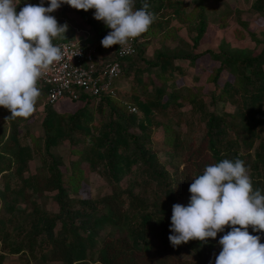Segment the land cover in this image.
<instances>
[{
    "label": "trees",
    "instance_id": "obj_1",
    "mask_svg": "<svg viewBox=\"0 0 264 264\" xmlns=\"http://www.w3.org/2000/svg\"><path fill=\"white\" fill-rule=\"evenodd\" d=\"M256 1L259 12L263 13L262 0ZM145 2L154 19L155 14L169 4L167 0H135L134 7L139 9ZM39 3L40 0L19 2L17 12L26 4ZM45 6H48V0H45ZM67 8L88 26L91 38L103 39L110 31L102 21L94 19V9L76 10L64 4L50 14L59 24L68 25L65 36L54 39L53 43L75 37L73 28L57 13ZM173 12L181 19L189 17L193 20L191 26L195 33L189 51L158 52L154 61H147L141 48V38L146 32L138 37L134 53L119 59L120 76L130 72L135 74L132 103L116 101V96H103L93 106V99L81 94L78 100H68L82 104L70 113L56 111L54 105L57 102L45 103L40 121L43 137H32L34 151L18 141V128L27 118L6 121L5 118L10 116L7 109L5 117L0 116V196L6 201L7 212L17 197L29 196L24 191L26 185L31 186L29 194L34 196L52 192L57 208L51 215L41 214L37 209L21 213L23 223L15 222L14 227L18 231L14 235L18 237L20 232H24V236L11 246V254L24 253L35 261L34 264H215V258L221 251L219 239L222 236L209 238L207 242L192 240L176 247L171 245L168 237L172 234L170 227L175 194L180 192L190 197L188 189L192 179L202 175L206 166L224 159H240L251 178L253 190L258 189L264 195V33L257 40L262 46L254 55L230 47L216 52L194 53L192 50L207 24L204 0L194 1V8L186 15L177 8ZM203 53L218 61L210 78L214 89L210 93V103L217 100L228 102L234 107L232 113L204 109L190 88H186V96L181 94L180 87L166 82V76L172 77L173 71L182 72L179 65H174L175 59H186L192 65ZM143 63L156 69L158 83L153 86L152 81L142 80V70L138 66ZM222 70L227 71L232 79L219 84L217 78ZM37 87L40 96L36 105L44 99L46 92V86L37 84ZM187 103L192 110H200L199 106L202 109L203 133L197 143L185 142L172 128V119L168 117L171 108L179 109ZM195 103L198 107L194 106ZM130 107L137 110L131 112ZM92 108L96 111L95 117ZM104 109L107 110L105 117ZM152 126H160L166 144L184 153L180 164H173L172 172L167 171L150 148L149 128ZM78 137L87 138V156L83 157L87 170L103 176L110 186L109 193L95 202L85 196H70L71 192L78 190L82 177L79 161L70 162V166L65 167L69 169L66 173L59 168L61 162L51 150L64 140L73 148ZM4 152L9 157H2ZM31 152L38 154L40 163L34 174L23 177ZM126 175H133V180L123 185L120 181ZM97 204L101 210L99 214L96 213ZM13 220L12 215H0V240L4 243L10 235L6 223ZM101 223L110 225L118 234L100 239L93 259L88 248L93 245V237ZM57 224L58 228L54 230ZM84 231L87 232L85 236L82 235ZM3 255L0 251V264Z\"/></svg>",
    "mask_w": 264,
    "mask_h": 264
},
{
    "label": "rangeland",
    "instance_id": "obj_2",
    "mask_svg": "<svg viewBox=\"0 0 264 264\" xmlns=\"http://www.w3.org/2000/svg\"><path fill=\"white\" fill-rule=\"evenodd\" d=\"M26 0H15L17 3H23ZM168 6H164L161 10L155 14V19L152 26L146 32V35L141 38V48L144 49V57L147 61H154L156 54L162 52L165 54H171L175 52L189 51V47L192 44V37L194 36V29L191 26L193 20L189 17L181 19L173 10L175 8L182 10L183 14L190 13L194 8V1L196 0H167ZM258 2L256 0H204V6L206 10L207 24L205 32L198 41L194 53L202 51H218L220 48L230 47L241 53L256 54L261 48V44L257 43V40L262 38L264 33V0H262V8L260 13L257 8ZM59 17H62L69 23V26L73 28L74 33L78 30L86 31L89 33L88 26L85 25L77 14L72 9H62L58 12ZM80 31V32H81ZM174 65H179L182 72L173 71L172 77L166 76V82L172 83L176 87H180L181 94H186V88H190V91L196 95L198 103H202L204 109L214 110L217 112L225 111L232 113L234 107L228 102L217 100L214 104L210 103V93L213 92V83L210 78L213 71L218 66V61L211 58L207 53L200 55L195 62L191 65L186 59H175ZM141 69V77L143 82L148 80L154 83H158L155 79L156 69L148 67L146 64L138 66ZM134 72L129 74H123L120 76L117 82V94L114 100L124 104L132 103L133 91L132 87L135 85L133 78ZM232 76L225 70H222L218 75L217 82L221 84L225 80L231 81ZM151 86V85H150ZM146 89H149L146 88ZM191 93V92H190ZM192 94V93H191ZM196 101V102H197ZM42 101L35 106L34 112L24 121L23 126L18 128V141L20 145L26 144L31 151H34V138H42L43 130L40 125L41 118L43 116ZM92 105L95 106L98 101L91 100ZM82 105L80 102H71L68 100H62L54 105V109L58 112H73L77 107ZM193 106V105H192ZM198 107V104H194ZM264 106V102H263ZM192 110L190 104L182 105L179 109L171 108L168 117L172 119V128L179 133L185 142L197 143L203 133V117L202 109ZM106 109V106H105ZM103 111V116L107 115V110ZM93 117L96 116V111L93 109ZM137 110V109H136ZM6 115V109L0 107V116ZM5 117V116H4ZM162 119V117H160ZM8 124V123H7ZM6 124V126H7ZM25 127V128H24ZM27 130V132L25 131ZM150 148L156 153L158 161H160L168 172L173 171V164H180L181 158L184 157V153L179 149H174L166 144V138L164 132L160 126L150 127ZM257 143V139L254 142V147ZM41 144V141H40ZM88 147L87 138L84 140L82 137H78L77 143L73 148L68 144L66 140L60 142L57 146L51 148L55 157L60 160L59 168L62 171L69 173V169L65 167L70 166V162L79 161L78 167L81 169L82 177L79 179V188L75 192H71V197H87L94 202L101 196L109 193L110 186L106 179L96 172H89L85 163L84 156H87L86 149ZM43 149H41L42 151ZM252 154V150L250 151ZM32 157L28 160L26 168L22 175L27 177L30 174L35 173V167L40 163L38 154L32 153ZM2 157H9V154L4 152ZM83 160V161H82ZM70 168V167H69ZM181 168V165L179 166ZM15 179L14 177L12 178ZM133 175H126L121 179V184L127 185L132 182ZM15 181V180H14ZM0 181V188L2 187ZM253 187V186H252ZM137 188L134 186L133 188ZM31 186H24V191L29 195L27 198L17 197L13 201L12 208L7 212L6 201L0 196V215L9 217L14 216L15 221L6 223L9 228L10 235L7 238V242L0 240V251L3 255L1 264H34L35 261L29 259L24 253L11 254L9 249L14 243L24 236V232H20L19 236H15L17 228L14 227L15 222L23 223L21 219V213L34 212L35 209L39 213L51 215L56 213V204L52 199V192H44L41 196H34L29 194ZM254 191V190H253ZM175 203H179L187 206L190 197L184 193H176ZM97 203V202H96ZM126 203L123 204V207ZM97 214L101 212L99 205ZM95 214V215H97ZM27 227V226H26ZM25 227V229H27ZM58 224L54 228L56 230ZM97 228V227H96ZM95 228V229H96ZM230 227H226L225 231L218 233L217 236H223ZM22 233V234H21ZM249 233L252 235H260L261 243H264V233L253 232L251 227ZM118 232L110 225L104 223L98 226L96 234L93 237L94 243L88 248V254H91L95 259L94 251L98 249L99 240L102 238H109L111 235L117 236ZM82 235H87V232H82ZM89 249H91L89 251ZM190 259L187 254L183 255ZM48 264H58L57 262H48Z\"/></svg>",
    "mask_w": 264,
    "mask_h": 264
},
{
    "label": "clouds",
    "instance_id": "obj_3",
    "mask_svg": "<svg viewBox=\"0 0 264 264\" xmlns=\"http://www.w3.org/2000/svg\"><path fill=\"white\" fill-rule=\"evenodd\" d=\"M64 4L76 10L94 9V19L110 29L101 45L106 49L119 45L122 55L131 54V42L154 21L148 3L136 9L135 0H48L47 7L40 0L19 12L15 0H0V107L10 112L6 121L34 112L40 96L38 80L64 56L53 40L65 36L68 25L50 15ZM188 191L187 206H172L168 239L173 247L192 240L207 242L230 227L219 239L215 264H264L261 236L249 233L250 227L264 233V195L253 191L242 160L224 159L206 166Z\"/></svg>",
    "mask_w": 264,
    "mask_h": 264
},
{
    "label": "built area",
    "instance_id": "obj_4",
    "mask_svg": "<svg viewBox=\"0 0 264 264\" xmlns=\"http://www.w3.org/2000/svg\"><path fill=\"white\" fill-rule=\"evenodd\" d=\"M80 31L75 32L73 39L53 43L62 48L64 56L37 82L46 86L42 105L64 99L75 101L81 94L93 100L116 96L122 70L119 59L134 53L135 40L131 42V54L122 55L119 45L106 49L101 45L102 39L91 38L88 32ZM129 110L136 111L135 107Z\"/></svg>",
    "mask_w": 264,
    "mask_h": 264
}]
</instances>
